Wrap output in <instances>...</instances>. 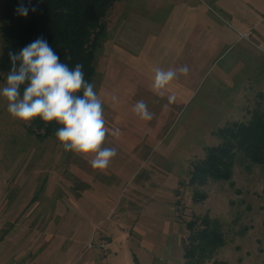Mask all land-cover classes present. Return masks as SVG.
<instances>
[{"label": "rangeland", "instance_id": "obj_1", "mask_svg": "<svg viewBox=\"0 0 264 264\" xmlns=\"http://www.w3.org/2000/svg\"><path fill=\"white\" fill-rule=\"evenodd\" d=\"M214 1L113 3L104 18L109 36L96 57V63L101 54L108 58L110 73L100 82L96 72L91 82L104 101L106 126L121 132L106 137L103 147L117 155L104 170L91 166L94 154L66 151L56 136L28 133V122L14 118L0 96V117L10 119L9 130L0 122V264H186L187 223L204 214L218 217L226 236L206 264H264V164L237 152L234 186L214 179L190 183L192 162L221 142L220 128L264 118V0H250L248 10L234 0ZM179 2L188 14L204 3L214 8L221 15L209 11L216 33L184 37L168 25L153 34ZM222 3H229L228 13ZM134 5L156 23L132 45L128 33L119 35L124 53L113 48V36ZM145 33L147 50L139 47ZM185 65L188 74L177 72L162 95L152 91L155 67ZM139 100L152 120L133 112ZM195 191L206 198L195 200Z\"/></svg>", "mask_w": 264, "mask_h": 264}, {"label": "trees", "instance_id": "obj_2", "mask_svg": "<svg viewBox=\"0 0 264 264\" xmlns=\"http://www.w3.org/2000/svg\"><path fill=\"white\" fill-rule=\"evenodd\" d=\"M116 0H0V79L11 69L9 51L19 52L43 37L61 61L74 68L83 65L85 79L92 82L96 73L97 51L107 31L108 15ZM23 5L28 15L17 9ZM35 8V11L32 9ZM24 86H21V94ZM82 94V93H81ZM61 127L56 121L45 123L37 117L27 123V132L38 139L54 137ZM221 142L208 146L206 155L191 164L190 183L206 185L211 179L229 181L232 186L237 152L249 161L264 164V118L235 121L220 128ZM195 191V200L206 198ZM199 221V223H198ZM188 241L184 243L186 264H206L226 242L222 221L204 214L190 220ZM213 264H225L214 261Z\"/></svg>", "mask_w": 264, "mask_h": 264}, {"label": "clouds", "instance_id": "obj_3", "mask_svg": "<svg viewBox=\"0 0 264 264\" xmlns=\"http://www.w3.org/2000/svg\"><path fill=\"white\" fill-rule=\"evenodd\" d=\"M17 12L27 16L28 8L21 5ZM8 56L11 69L6 86L0 89V96L8 101V112L24 122L37 117L45 123L56 121L61 127L56 130L55 136L66 151L94 154L90 160L91 166L106 169L117 155L116 148L103 147L106 137L111 135L118 138L121 132L119 128L106 126L104 101L95 91L94 84L85 79L83 65L77 63L70 68L43 37L19 52L9 51ZM188 71L186 65L178 70L155 67L152 91L162 95V90L177 78V72L186 76ZM116 99L112 97L113 101ZM168 100L174 102V95L169 96ZM132 110L142 120L153 119L144 100L137 101Z\"/></svg>", "mask_w": 264, "mask_h": 264}, {"label": "crops", "instance_id": "obj_4", "mask_svg": "<svg viewBox=\"0 0 264 264\" xmlns=\"http://www.w3.org/2000/svg\"><path fill=\"white\" fill-rule=\"evenodd\" d=\"M229 1H232V0H229ZM237 2H241L242 4L238 5ZM249 2H250V0H234V3H236L239 7H242V10H245V9L248 10L250 8ZM258 2H260V0H258ZM214 4H217V0L214 1ZM204 5H206V7L203 6L204 9L203 8L201 9V7H199V9H197V10H194L193 8H191V12H190V14H188L186 6H185V8L182 7L183 6L182 3L179 2L177 8L172 9L170 11L169 22L167 23V25L161 26V31L159 30V28L155 29V32L151 31L152 30L151 27H152V24L155 25L156 20L153 16L150 15V11L138 10L137 5H134L133 8L131 9V11H129L127 13L125 12V14L123 15V18H125V20H122L120 27L114 33V36H113L114 47L113 48L118 49L119 44L121 43L119 40V35L121 36V34L125 35L128 33L129 34L128 39L131 41L130 45H132V43L134 42L133 41L134 36L136 34L139 35L142 32V30H144V29L147 31L150 30L151 32H153V34L155 33V35L157 36L160 34V32H165L166 30H168V28H167L168 25L172 26L173 28H178L177 29L178 32H182L183 34H185L184 37H187L193 33L197 34L201 37H208L212 34H215L216 29L213 28L214 22L212 21V15L209 11L211 10L212 12H214V11L216 13H218V12L214 8H212L211 6H208L206 3H204ZM220 8L222 11H224V13H228V9L230 8L229 3L228 4L222 3L220 5ZM217 15L221 16L219 13ZM214 16H216V15H214ZM182 19H184V20L189 19L191 21L181 22ZM107 36H109L108 33H106L104 39H106ZM156 36H155V38H156ZM104 39H103V41H104ZM141 40H142L143 44L140 45L139 47L144 45V47L146 46L145 50H147V44L148 43L146 42L147 41L146 33L144 36H142ZM103 41H102L101 47H103V43H104ZM132 48H133V46H132ZM141 48L139 49V51H136V52L139 56L142 57ZM150 48H151V46L148 47V50ZM118 50H121L124 53H126L122 49H118ZM118 50H115V52L119 53ZM96 64H97L96 65L97 76H98L100 82H101V79L103 82V78H104L105 74L107 72L110 73V71H108V68H107L108 58L106 57V60H105L103 54H101V55H99V58H98V61ZM111 74H115V73H113L111 71ZM95 75H96V73H95ZM116 82H117V75H116V78H114V83H116ZM112 87L114 88L115 84H112ZM0 122H2L3 128H6L7 130H9L10 119L6 115V113L5 114L1 113Z\"/></svg>", "mask_w": 264, "mask_h": 264}]
</instances>
